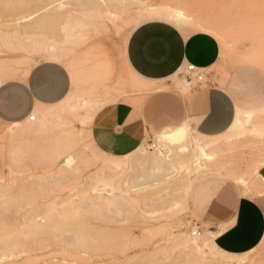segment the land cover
Returning a JSON list of instances; mask_svg holds the SVG:
<instances>
[{
    "label": "rangeland",
    "instance_id": "rangeland-1",
    "mask_svg": "<svg viewBox=\"0 0 264 264\" xmlns=\"http://www.w3.org/2000/svg\"><path fill=\"white\" fill-rule=\"evenodd\" d=\"M25 1L0 0V70L11 73L5 80L24 77L50 61L43 53L51 52L59 55L51 61L68 70L71 89L61 103L34 111L32 122H0V264H264V238L253 251L230 255L207 233L193 237L197 228L185 204L189 185L203 175L232 180L251 193L264 164V106L253 111L237 104L220 136H198L184 123L181 142L164 143L159 136L166 130L152 132L148 143L118 157L100 152L89 132L106 106L141 110L157 91L185 96L197 85L183 73L171 87L149 90L128 71L130 33L158 20L144 16L149 9L180 11L187 23L168 22L184 35L216 39L219 58L209 70L214 85L228 89L234 82L241 96L264 95V0H51L58 6L47 30L33 29L30 19L14 21L19 10L23 15L45 2ZM14 130L23 138L11 140ZM197 145L207 154L201 170L192 162L200 155ZM158 147L174 158L175 173L143 164Z\"/></svg>",
    "mask_w": 264,
    "mask_h": 264
},
{
    "label": "crops",
    "instance_id": "crops-1",
    "mask_svg": "<svg viewBox=\"0 0 264 264\" xmlns=\"http://www.w3.org/2000/svg\"><path fill=\"white\" fill-rule=\"evenodd\" d=\"M219 51L213 36L184 35L168 21L152 20L134 28L124 49L125 65L133 76L148 86L171 87L172 79L193 65L204 84L197 83L185 96L157 91L141 110L125 103L102 108L90 124L94 146L106 155H128L148 143L152 132L173 133L184 123L198 136L217 137L232 124L237 104L253 111L264 106L263 94L246 98L234 82L228 89L211 82L209 70ZM70 89L71 77L63 65L40 62L24 77L0 84V122L25 123L34 111L64 101ZM185 204L190 222L209 235L218 251L230 255L253 251L264 238V164L257 170L250 194L232 180L203 175L191 182Z\"/></svg>",
    "mask_w": 264,
    "mask_h": 264
},
{
    "label": "bare ground",
    "instance_id": "bare-ground-1",
    "mask_svg": "<svg viewBox=\"0 0 264 264\" xmlns=\"http://www.w3.org/2000/svg\"><path fill=\"white\" fill-rule=\"evenodd\" d=\"M15 1H17V0H15ZM22 1V0H21ZM25 1V0H24ZM29 1V2H28ZM25 4H27V3H31L32 1H33V3H35V1L34 0H32L31 2H30V0H28ZM38 1H40V0H38ZM57 2L56 3H58V1L59 0H56ZM110 1V0H109ZM131 0H129L128 2H130ZM19 2V1H18ZM45 2H47V0H45ZM44 2V3H45ZM49 2H50V4H49ZM49 2H47V3H45V5H44V3H43V1H41V4H42V6H41V4H39L40 5V7H39V5H36L37 7L36 8H34V9H32V7H30L32 10H29V11H27L28 9H25V11H27L26 13L24 12V14L22 15L21 13H23V11H21V13H20V10H19V8L22 10V9H24V7H23V5H22V8L21 7H16V5L17 4H14V7L15 8H18L17 10H19V13L16 11V12H11L12 13V15L15 13H18V15L16 16L15 15V17H13V16H11V18L13 17V18H15L14 19V21H18V20H20L19 22H25V23H27L26 21H28L29 19L32 21L33 19H36L35 21H33L32 23H31V25H30V22L31 21H28V23H29V26H34V24H36L38 27H36V30H37V28H39V27H44L45 25L47 26V23H48V25L50 26V22H53V21H51L50 20V17L52 16V18H54L55 17V12H56V10H57V4H55V1H51V0H49ZM125 2V3H124ZM15 3V2H14ZM17 3V2H16ZM24 2H21V4H23ZM39 3V2H38ZM37 3V1H36V3L35 4H38ZM62 3V2H61ZM75 3H78V1L77 2H75ZM123 3L126 5V0H124L123 1ZM20 4V5H21ZM35 4H32V6L33 5H35ZM53 4H55V5H53ZM20 5H17V6H20ZM49 5H53L52 6V8H48V6ZM26 7V6H25ZM28 7V6H27ZM13 10L15 11L16 9H14L13 8ZM65 14H66V12H65ZM11 14H8L7 15V17L8 16H10ZM18 16H20L19 18H16V17H18ZM66 16V15H65ZM65 16H63V17H65ZM146 18H155V19H161V20H166V21H171V22H174V23H177V24H185V23H187L188 21L186 20V16L182 13V12H180V11H174V10H167V9H149L147 12H146V14L144 15ZM59 18H61V17H59ZM58 18V19H59ZM66 18V17H65ZM64 18V19H65ZM26 19H28V20H26ZM7 22L10 20V18L7 20V19H5ZM11 20H13V19H11ZM10 20V21H11ZM26 20V21H25ZM63 20V19H62ZM9 21V22H10ZM14 21H11V22H14ZM55 21H57V20H55ZM54 21V22H55ZM187 21V22H186ZM5 22V21H4ZM6 22V23H7ZM8 22V23H9ZM10 22V23H11ZM21 22V23H22ZM191 22V21H190ZM196 22V21H195ZM198 22V21H197ZM17 23V22H16ZM199 23H201V24H203L202 22H199ZM190 24V23H189ZM197 24V23H196ZM201 24H199V25H201ZM207 24V23H206ZM11 25V24H10ZM17 25V24H16ZM16 25H14V26H16ZM198 25V26H199ZM204 25V24H203ZM13 26V27H14ZM46 26L44 27V28H46ZM49 26H47V28H49L50 29V27ZM193 26V25H192ZM191 25H190V27H192ZM52 27V26H51ZM195 27V26H194ZM208 27H209V25H207V27H205V28H207L208 29ZM47 28H46V30H47ZM196 28V27H195ZM211 28V27H210ZM214 28V27H213ZM33 29H35V26H34V28ZM201 29H203L202 28V26H201ZM200 29V30H201ZM207 29H205L206 31L205 32H207ZM212 29V28H211ZM39 30H41V28H39ZM42 30H43V28H42ZM196 30H198V27H197V29ZM210 29H208V31H209ZM213 30V29H212ZM12 31H14V29L12 30ZM202 31V30H201ZM204 31V30H203ZM222 31V30H221ZM209 32H211V31H209ZM219 32V31H218ZM14 33V32H13ZM204 33V32H203ZM213 33H215L214 31H213ZM222 33H224V32H222ZM222 33H220L221 35H222ZM221 35H218V36H221ZM223 36H225V34H223ZM223 38V37H222ZM221 38V39H222ZM220 39V40H221ZM223 41V40H222ZM47 58L46 59H50V60H56L58 57H59V55H58V53H51V52H44L43 53ZM64 58H65V56H64ZM61 59V58H60ZM0 69H2L1 67H0ZM26 72H27V69H26ZM0 74L2 75V77H0L1 79H0V84L1 83H3L4 82V80L8 77V76H11V73H9L7 70H5V71H3V72H1V70H0ZM8 78H10V77H8ZM7 78V79H8ZM6 81V80H5ZM152 89H154V87L153 86H150V88H149V90H152ZM33 116V115H32ZM35 117V116H34ZM35 119H36V117H35ZM29 122H32V121H29ZM15 125H17V124H15ZM12 132V131H11ZM10 132V133H11ZM71 132L73 133V130H71ZM69 133H70V131H69ZM69 133H67V134H69ZM21 134H20V131H15L14 130V132H12L11 134H10V138H11V140L14 138H16V137H19ZM185 136H186V127H180L178 130H176V131H174L173 133H167V134H163V135H160L159 137H160V139H162L163 140V142L165 143H169V144H174V143H179V142H181L184 138H185ZM23 138V136L21 135L20 136V138ZM9 138V139H10ZM10 141V140H9ZM13 142V141H12ZM181 148V147H180ZM197 148H198V151L200 152V155L196 158V160L195 161H192L193 162V165H194V163H195V166L194 167H196L197 169H199V170H201V169H203L202 168V165L203 164H201L200 162V160H202V158L203 157H207V154L205 153V150H204V147L202 146V145H197ZM182 149V148H181ZM157 152L155 153V154H151V155H149L148 157H143L142 159H143V161H142V159L140 160L139 159V161H140V163H141V161L143 162V164H145V165H147V166H149V171H156V170H159V171H162V169L163 168H165L166 169V171L168 170V169H170L172 172H174L175 173V168H174V165H173V159L174 158H172V160L171 159H169L168 158V156H166V153H163L162 152V149H161V147H158V149L156 150ZM174 155V154H173ZM65 157V156H64ZM69 158V157H68ZM67 158V159H68ZM71 159V158H70ZM70 159H68V160H70ZM190 159H192V158H190ZM128 160H131V159H128ZM66 161V160H65ZM66 162H68V161H66ZM70 162V161H69ZM131 162V161H130ZM133 162V161H132ZM65 163V162H64ZM124 163V162H123ZM135 163V162H134ZM68 164V163H67ZM119 164V163H118ZM132 164V163H131ZM142 164V163H141ZM130 165V164H129ZM123 166V165H122ZM124 167V166H123ZM155 174V173H154ZM189 188H190V185H189V187H188V189H187V191L189 190ZM102 198V197H101ZM229 263V262H228Z\"/></svg>",
    "mask_w": 264,
    "mask_h": 264
},
{
    "label": "built area",
    "instance_id": "built-area-1",
    "mask_svg": "<svg viewBox=\"0 0 264 264\" xmlns=\"http://www.w3.org/2000/svg\"><path fill=\"white\" fill-rule=\"evenodd\" d=\"M186 76H187L188 78H194V79L197 81V83L202 82V79H203V75L199 72L198 68H196V67L193 66V65H188V66L186 67ZM34 120H35V117L32 116V115H30V117H29V121H34ZM200 234H201V233L198 231V229H197V231H193V232L191 233V235H192L193 237H195V236H199Z\"/></svg>",
    "mask_w": 264,
    "mask_h": 264
}]
</instances>
